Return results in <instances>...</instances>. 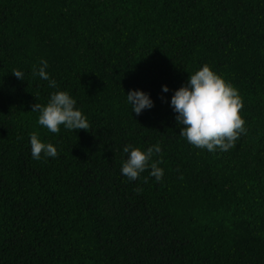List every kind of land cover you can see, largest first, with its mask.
Returning <instances> with one entry per match:
<instances>
[{
    "label": "trees",
    "instance_id": "trees-1",
    "mask_svg": "<svg viewBox=\"0 0 264 264\" xmlns=\"http://www.w3.org/2000/svg\"><path fill=\"white\" fill-rule=\"evenodd\" d=\"M204 64L243 101L227 151L188 143L170 104ZM56 91L89 130L39 125ZM33 132L59 155L33 159ZM157 144L161 180L122 175L125 145ZM0 264H264V0H0Z\"/></svg>",
    "mask_w": 264,
    "mask_h": 264
},
{
    "label": "clouds",
    "instance_id": "clouds-1",
    "mask_svg": "<svg viewBox=\"0 0 264 264\" xmlns=\"http://www.w3.org/2000/svg\"><path fill=\"white\" fill-rule=\"evenodd\" d=\"M47 67V61L41 60V66L38 70L34 68L33 74L48 80L49 86L55 88L56 81L49 79ZM12 74L24 80V73L18 69H14ZM162 88L164 92L169 90L167 85ZM126 96L137 115L154 106L150 95L143 90H130ZM170 104L177 113V124L183 126L179 134L198 148L227 151L247 131L245 120L240 114L244 105L238 90L216 74L208 64L190 73L187 83L175 90ZM75 105L76 100L67 91H56L51 94L46 105L36 102L31 111L39 113V125L51 133H59L61 125L73 131L89 130L87 117ZM30 145L35 160L41 159L42 153L53 158L59 155L57 148L52 143L42 142L36 132L30 135ZM123 151L128 153V158L122 165V175L129 180H137L141 173L150 169L151 176L157 181L162 179L164 172L158 166L160 161L152 159L154 154L161 152L158 144L148 147L146 151L125 145Z\"/></svg>",
    "mask_w": 264,
    "mask_h": 264
}]
</instances>
